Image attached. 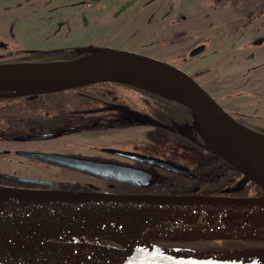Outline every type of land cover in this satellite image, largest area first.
<instances>
[{
    "label": "flooded vegetation",
    "instance_id": "1",
    "mask_svg": "<svg viewBox=\"0 0 264 264\" xmlns=\"http://www.w3.org/2000/svg\"><path fill=\"white\" fill-rule=\"evenodd\" d=\"M23 1L30 5L31 0ZM19 7L20 0H0V19ZM166 16L168 13L163 19H166ZM177 18L172 25L163 24L161 44L165 45L167 53L171 54L176 62L186 63L196 60L207 50L205 34L201 33L196 39L193 22L186 20L182 14ZM259 26L262 32L247 43L251 52L246 56H243L242 52L246 44L238 45L236 41H230L226 46L227 49H223L219 56L221 73L218 79L222 80L221 82L228 80L230 83L225 90L221 88L218 91L222 90L220 96L223 100L229 101L228 104L232 109L226 111L221 107L225 112L240 125L264 136V50L258 52L251 48H260L264 44V39L258 44L254 43L264 36V17ZM238 30V25H235L230 31ZM209 37L208 41L211 40L212 35ZM219 41L221 42V39H215V43ZM200 46L202 49L191 56V52ZM14 49L8 43L0 41V64L63 60L60 54L43 59L29 55L31 51L13 54L16 51ZM211 52L216 53L215 49ZM157 60L171 64L169 61ZM232 64L235 65L234 69L231 67ZM210 68L214 69L209 67L207 71H194L191 76L195 78V75L204 72L208 74L212 72ZM91 85L96 87L89 92H83L84 88L78 87L80 92L73 91L78 88H71L24 96L0 97V162L9 156H16L25 161L22 164L24 168L41 166L43 168L41 172L45 175L44 177L16 175L6 173L0 167V187L115 195H202L233 198L264 195V189L258 184L246 178L225 159L203 147L205 141L201 132L191 126L188 118H180L176 105L164 103L162 99L149 94L147 90L126 84L101 82ZM3 93L5 92H0ZM235 98H241L243 102L234 103ZM51 123L61 126L60 131L69 129L75 131L47 140H10L3 136L21 138L52 134L43 132L16 136L6 133L3 130L4 124L22 129L29 127L41 129L47 128ZM150 130H154L155 133L151 132L148 135ZM159 130L182 137L186 143L199 150L200 154L193 153L183 144L181 152L176 151L180 147L160 150L148 146L150 140L152 142L153 139L158 138L156 132ZM72 136L75 138L71 142H54L59 138ZM102 137H109L112 141L101 143L99 139ZM7 141L20 145L37 141H46L48 144L46 147L4 148L2 142ZM26 151L93 161L99 166L98 173L106 177L44 163L20 154ZM207 157L212 162H207ZM158 160L184 169H181L180 173L174 172L160 166ZM204 161L206 166H212L213 174L204 181H198L199 175L194 170L197 166H201L199 164H204ZM65 172L74 176L63 179L64 177L60 175ZM1 175L39 178L51 181L53 185L42 187L13 182L2 178Z\"/></svg>",
    "mask_w": 264,
    "mask_h": 264
},
{
    "label": "water",
    "instance_id": "2",
    "mask_svg": "<svg viewBox=\"0 0 264 264\" xmlns=\"http://www.w3.org/2000/svg\"><path fill=\"white\" fill-rule=\"evenodd\" d=\"M264 36L254 43L262 42ZM202 46L195 48L191 56ZM83 56L72 60L47 62H21L0 64V97H16L78 88L101 82L126 84L148 90L168 99L176 100L192 111L198 130L205 144L203 147L223 159L241 172L246 178L264 189V177L245 167L234 154L233 149L245 152L248 133L262 135L237 123L193 77L181 69L157 59L127 52L103 49H75ZM100 51L129 58L144 63L145 66H111L86 70L69 76L47 77V73L61 69L56 64L71 65L73 62ZM23 65V68H10ZM171 81L180 87L210 119L213 129L203 127L196 119L190 106L179 98L167 97L150 88L143 82ZM31 86L18 91L16 86ZM150 121V120H148ZM151 123L157 124L154 121ZM159 125V124H158ZM217 130L219 133L217 134ZM62 130L52 134L14 137L3 135L10 140H47L74 132ZM233 148V149H232ZM20 154L44 163L82 171L94 176L98 164L93 161L66 157L42 152H20ZM130 155V153H127ZM132 154V153H131ZM159 165L180 173V166L158 160ZM13 182L49 187L53 182L33 177L1 175ZM106 177V176H103ZM108 178V177H107ZM132 183H134L132 181ZM72 212L78 215H100L115 219L129 220L137 226L143 223H172L188 220L245 219L264 215V195L258 197L233 198L202 195H115L97 192H76L61 190H39L0 187V264H216L205 260H193L163 251L150 253L137 250L124 244L118 238H109L120 247L109 245H86L67 242L59 237L65 229L58 222V216L37 207ZM246 241L264 243V233L250 235L241 231H208L185 237L146 239L150 247L174 251H200L220 255L251 256L264 255V245L232 250H199L162 247L153 241L197 242V241Z\"/></svg>",
    "mask_w": 264,
    "mask_h": 264
},
{
    "label": "rangeland",
    "instance_id": "3",
    "mask_svg": "<svg viewBox=\"0 0 264 264\" xmlns=\"http://www.w3.org/2000/svg\"><path fill=\"white\" fill-rule=\"evenodd\" d=\"M87 2H91V5L87 6ZM263 2L264 0H31L30 5H27L23 0H20L19 8H15L12 13L3 15V19H0V41L8 43L13 49L15 48L16 51L13 54H20L22 51L103 49L169 61L173 66H177L190 75L194 71H207L209 67H214V69L210 68L212 72L208 74L204 72L195 75V79L221 107L230 111L232 109L228 104L229 101L223 100L220 96L222 90L218 91L221 88L225 90L227 84L230 83L228 80L221 82L222 80L218 79L221 73L219 56L223 49H227L226 46L230 41H236L238 45L246 44L242 50L243 56L251 52L247 43L262 32L259 24L264 17ZM260 10L262 11L260 12ZM166 13L168 16L163 19ZM179 14L193 22L196 39L203 33L205 34L204 41H207L206 52L196 60L186 63L174 61L171 54H168L164 48L165 45L161 44L163 24L172 25L173 21L178 19ZM185 21L180 22L184 23ZM235 25H238L239 30L230 31ZM210 35L212 38L208 41ZM215 39H221V42L215 43ZM251 48L259 52L264 50V44L260 48ZM214 49L216 53L211 52ZM229 49L233 53L231 48ZM234 66L232 64L231 67L234 69ZM94 87L96 85L82 86L83 92H89ZM73 91L80 92L81 90L78 88ZM233 102H243V99L235 98ZM59 129L61 126L54 123L41 129L34 127L22 129L5 124L3 126L6 133L16 136L29 133H54ZM151 132L155 133L154 130H150L148 135ZM156 135L158 138L153 139L152 142L150 140L148 146L151 145L160 150L180 147L176 151L181 152L183 144L188 146V149L193 153L200 154L199 150L186 143L180 136L164 130H159ZM73 138L75 137H62L54 142L67 143L71 142ZM101 139L102 141H100ZM101 139H99L101 143L112 141L109 137ZM47 144L46 141L22 145L16 142H2L4 148L46 147ZM206 159L207 162H212L209 157ZM24 163L25 161L19 157L9 156L0 162V167L6 173L22 176H45L41 172V166H31L27 169L22 165ZM205 163L206 161L204 164H199L201 166H197L194 170L199 175L198 181H204L213 174L212 166H206ZM60 176L65 179L74 175L65 172ZM93 238V242L104 245L107 244L106 239L118 238V236L104 235ZM124 244L127 245L126 242ZM188 245L204 250H232L249 247L245 243L223 240L188 243Z\"/></svg>",
    "mask_w": 264,
    "mask_h": 264
},
{
    "label": "bare ground",
    "instance_id": "4",
    "mask_svg": "<svg viewBox=\"0 0 264 264\" xmlns=\"http://www.w3.org/2000/svg\"><path fill=\"white\" fill-rule=\"evenodd\" d=\"M61 69L48 72L47 77L69 76L86 70H94L102 67L111 66H145L144 63L133 59L113 55L106 52L96 51L91 55L85 56L71 65L56 64ZM24 66L10 67L23 68ZM144 87L150 88L167 97H175L182 100L191 107L198 122L205 128L213 129L210 119L200 109L199 106L183 91L180 87L171 81H151L143 82ZM1 88V87H0ZM18 91L30 89L31 86H16ZM217 134L219 131L217 130ZM233 149V148H232ZM237 161L245 167L264 177V138L258 135L248 133V145L245 152H239L233 149ZM38 210L49 211L57 215L58 222L65 226V229L59 231V237L67 242L101 245L93 242L94 236H118L128 246L150 253H160L163 251L172 255L190 258L193 260H205L216 264H264V255L251 256H225L219 253L200 251H174L162 250L160 248L150 247L146 239L166 238V237H185L196 235L208 231H241L250 235H259L264 233V215L245 219H218V220H188L185 222L172 223H143V226H136L129 220L115 219L100 215H78L63 210L51 209L38 206Z\"/></svg>",
    "mask_w": 264,
    "mask_h": 264
},
{
    "label": "trees",
    "instance_id": "5",
    "mask_svg": "<svg viewBox=\"0 0 264 264\" xmlns=\"http://www.w3.org/2000/svg\"><path fill=\"white\" fill-rule=\"evenodd\" d=\"M60 54L63 60H72L75 58H78L79 56L83 55L84 53H79L76 50H72V49H60V50H52V51H31L29 52V55L34 56L36 58H43V59H47V56H53V55H58ZM149 94L162 99V101L164 103H169V104H174L176 105V107L178 108V112H179V116L180 118H188L191 121V126H194L195 130L198 131L197 129V125H196V121L192 115V111L186 107L185 105H183L182 103L173 100V99H168L165 98L163 96H160L156 93L150 92L148 91ZM227 242H240V243H245L246 245H258L260 243L257 242H244V241H232V240H225ZM106 243L108 244H113L117 247H119V244H117L115 241L106 239L105 240ZM203 242H210V241H197V242H169V241H154V244H157L159 246H165V247H177V248H191V249H198V248H192L188 245L189 244H193V243H203Z\"/></svg>",
    "mask_w": 264,
    "mask_h": 264
}]
</instances>
